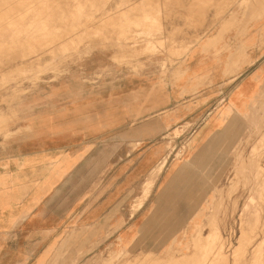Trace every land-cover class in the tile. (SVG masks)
<instances>
[{
	"label": "rangeland",
	"instance_id": "rangeland-1",
	"mask_svg": "<svg viewBox=\"0 0 264 264\" xmlns=\"http://www.w3.org/2000/svg\"><path fill=\"white\" fill-rule=\"evenodd\" d=\"M244 1L0 0L1 143L28 130L39 109L62 101L49 97L62 91L77 94L81 84L90 89L121 76L151 75L175 86L182 79L172 83L171 70L195 45L217 33L218 45L226 41L232 49L242 28L257 23L258 18H250L261 17L264 5ZM228 63L234 72L237 60ZM197 79L180 93L174 109L146 119L132 116L122 135L134 140L122 143L114 135L111 143L102 139L91 146V163L73 168L88 172L91 166V188L97 193L91 195V241L82 228L69 229L62 244L63 264H104L110 254L120 264L127 259L131 264H168L165 252L172 242L176 255L192 254V236L201 227L204 234L215 226L221 238L209 246V253L219 251L227 264H264V99L252 104L247 118L231 101L223 102L221 94L211 112L198 120L193 107L179 112L183 101L201 99L204 92L195 88L205 84L202 77ZM139 134L151 139L141 140ZM231 146L232 152L239 147L238 152H228ZM166 155L153 191L137 211L134 199L142 181ZM181 177H186L182 186L177 185ZM249 195L254 204L248 202ZM72 243L79 247V258H67Z\"/></svg>",
	"mask_w": 264,
	"mask_h": 264
},
{
	"label": "crops",
	"instance_id": "crops-1",
	"mask_svg": "<svg viewBox=\"0 0 264 264\" xmlns=\"http://www.w3.org/2000/svg\"><path fill=\"white\" fill-rule=\"evenodd\" d=\"M255 1L264 5V0ZM254 22L242 28L245 35L234 43L235 48H228L226 41L195 45L185 58L188 79L175 86L161 84L151 75L121 76L90 89L81 84L77 94L62 91L49 97L62 101L39 109L21 135L0 141V264H63L62 244L71 228H82L91 241V195L97 193L91 188V166L88 172L73 168L83 161L90 164L91 146L102 139L111 143L114 135V141L134 140L122 135L132 116L146 119L174 109L181 90L197 84L198 77L205 84L195 88L204 92L201 99L179 104L181 114L186 105L193 107L200 114L198 120L211 112L221 94L223 102L231 101L240 112L264 99V12ZM230 59L237 60L234 72L235 66L226 64ZM139 136L151 139V135ZM53 164L57 165L53 168ZM115 175L123 177L122 172ZM183 178L177 185L182 186ZM74 247L68 249L67 258H79V247Z\"/></svg>",
	"mask_w": 264,
	"mask_h": 264
},
{
	"label": "bare ground",
	"instance_id": "bare-ground-1",
	"mask_svg": "<svg viewBox=\"0 0 264 264\" xmlns=\"http://www.w3.org/2000/svg\"><path fill=\"white\" fill-rule=\"evenodd\" d=\"M7 1V0H6ZM10 1V0H9ZM17 1V0H16ZM23 1V0H22ZM27 1V0H26ZM53 1V0H52ZM19 2V1H18ZM61 2V1H60ZM81 2V1H80ZM234 2V1H233ZM6 3V2H5ZM8 3V2H7ZM72 3H74V2H72ZM239 3V2H238ZM243 3H245V4H250V0H245L244 2H242V4ZM2 4H4V3H2ZM22 4H23V2H22ZM33 4H34V2H33ZM248 4V5H249ZM1 5V4H0ZM8 5V4H7ZM10 5V4H9ZM18 5V4H17ZM77 5H78V3H77ZM80 5V4H79ZM231 5V4H230ZM249 6H251V5H249ZM9 7V6H8ZM12 7V6H11ZM17 7V6H16ZM28 7V6H27ZM65 7V6H64ZM76 7V6H75ZM222 7V6H221ZM3 8V7H2ZM7 8V7H6ZM50 8V7H49ZM229 8V7H228ZM250 8V7H249ZM253 8V7H252ZM4 9V8H3ZM53 9V8H52ZM66 9V8H65ZM13 10V9H12ZM34 10V9H33ZM4 11V10H3ZM70 11V10H69ZM75 11V10H74ZM15 13H16V11H14ZM46 12V11H45ZM68 12V11H67ZM9 13V12H8ZM32 13V12H31ZM3 14V13H2ZM68 14V13H67ZM67 14H66V16H67ZM70 14H71V12H70ZM13 15V14H12ZM55 15H57V14H55ZM260 15H262V14H260ZM14 16V15H13ZM15 17V16H14ZM13 18V17H12ZM17 18H19V17H17ZM254 18H260V16H255V17H251L250 19H254ZM3 19V18H2ZM10 20V19H9ZM12 20V19H11ZM18 21V20H17ZM16 21V22H17ZM12 22V21H11ZM14 22V21H13ZM193 22V21H192ZM243 22V21H242ZM241 22V23H242ZM19 23V22H18ZM227 24H228V22H226ZM246 23V22H245ZM16 25H17V23H16ZM194 25V24H193ZM225 25V24H224ZM2 26V25H1ZM8 26H10V25H8ZM18 26V25H17ZM239 26H240V24H239ZM242 26H243V23H242ZM15 27V26H14ZM155 27V26H154ZM241 28V27H240ZM239 28V30H241ZM148 29V28H147ZM147 29H145L144 30V32H146V30ZM142 31V30H141ZM148 31V30H147ZM150 32V31H149ZM242 32H244V31H242ZM259 32V31H258ZM257 32V33H258ZM148 33V32H147ZM245 33V32H244ZM243 33V34H244ZM143 34H146V33H143ZM150 34V33H149ZM148 34V35H149ZM240 34V33H239ZM242 35V34H241ZM240 35V36H241ZM245 35V34H244ZM251 35V34H250ZM151 36V35H150ZM159 36V35H158ZM239 36V37H240ZM219 37H220V35L218 34H216V35H212V36H209V37H207V39L205 40V42H206V44H207V46H211V45H215L216 44V42L219 40ZM238 37V36H237ZM197 38V37H196ZM259 40H260V38H259ZM255 41V40H254ZM51 42V41H50ZM247 42V41H246ZM151 44L152 43H148V47L149 46H151ZM240 44V43H239ZM248 44V43H247ZM256 44V43H255ZM146 46V47H147ZM242 47H243V49L245 48L243 45H242ZM235 48V47H234ZM249 48V47H248ZM242 49V50H243ZM146 50H148V49H146ZM236 50V49H235ZM241 50V49H240ZM239 50V51H240ZM239 51H236V52H238L239 53ZM241 52V51H240ZM231 54V53H230ZM229 54V55H230ZM241 54V53H240ZM233 55V54H232ZM132 58V57H131ZM201 58V57H200ZM181 61V60H180ZM228 62H229V60H228ZM180 63V62H179ZM185 61L184 60H182L181 61V63L180 64H178L179 66H177V67H175L173 70H171V74H172V77H171V81H172V83H175V81L177 80L176 79V77H179V78H181V79H183V78H185L186 76H187V66L185 65ZM227 65H229V63H226ZM225 64V65H226ZM224 65V64H223ZM174 67V66H173ZM224 67V66H223ZM162 68H165V66L162 64ZM189 70V69H188ZM237 73V72H236ZM57 74H60V73H57ZM57 74H55V75H57ZM164 75V74H163ZM163 75H161V76H163ZM169 75V74H168ZM160 77V76H159ZM187 78V77H186ZM160 79V78H159ZM162 79V78H161ZM188 79V78H187ZM166 80V79H165ZM168 82V81H167ZM173 85V84H172ZM186 90H190V89H182L181 90V93H183V92H186ZM188 92V91H187ZM176 93V92H175ZM178 93V92H177ZM183 95V94H182ZM230 108V107H229ZM249 112L247 113V112H244V114H247V118H249V115H250V112L252 113V104L249 106ZM241 110V109H240ZM225 111V110H224ZM237 113H239V114H241L242 112H239V111H237ZM222 114V113H221ZM225 114V113H224ZM2 116V115H1ZM0 116V117H1ZM224 122V121H223ZM17 132V131H16ZM196 133H198V132H196ZM6 134H9V133H6ZM195 141V139L193 140V142ZM235 142H236V140H235ZM235 142H233V144L235 143ZM233 148V146H231L230 147V149L228 150V148H227V150H228V152L230 151L231 153H237L238 152V150H239V147H238V150H237V147L235 148V150L232 152L231 151V149ZM191 151H192V148H191ZM225 151H226V149H225ZM190 156V155H189ZM138 158V157H137ZM166 161H167V155L166 156H163L162 157V159L160 160V162L159 163H157V165L149 172V174H148V176L146 177V179H144L143 181H142V189H141V193H140V197H137V198H135L134 199V202H135V207L136 208H139L140 206H142V204L146 201V199L149 197V195H150V193H151V191H152V189L154 188L153 186H154V184H155V182L157 181V179H158V177H159V175H160V173L162 172V170H163V168H164V166H165V163H166ZM167 165V164H166ZM244 165H246V164H244ZM246 168V167H245ZM244 168V169H245ZM249 168V167H248ZM243 169V170H244ZM251 169V168H250ZM247 170V168L245 169V171ZM250 171V170H249ZM252 171V170H251ZM250 171V172H251ZM247 172V171H246ZM248 174H249V172H247ZM238 174V173H237ZM251 174V173H250ZM251 176V175H250ZM254 176V175H253ZM249 177V176H248ZM255 177V176H254ZM251 178V177H250ZM250 178H248V179H250ZM239 179H241V178H239ZM243 179V178H242ZM241 179V180H242ZM253 179V178H252ZM251 180V179H250ZM244 181V180H243ZM249 181V180H248ZM254 181V180H253ZM239 184V183H238ZM248 184V183H247ZM212 186V188H215L216 189V187L212 184L211 185ZM246 186V185H245ZM248 202H250V203H252V204H254L255 203V201H254V199H253V197L251 196L250 197V195L248 196ZM134 209V208H133ZM141 228V227H140ZM140 231V230H139ZM202 231H203V227H201V228H199L198 230H197V233L194 235V236H192V246H193V250H194V252L192 253V254H186V255H182V256H178V255H176L175 253H174V242H172L171 244H170V246H169V248H168V250L165 252V254H166V256H168L167 257V263L168 264H178L181 260H187V261H192V263H194V262H196L197 261V259H199V258H201V257H203V261L200 263V264H227V261H225V257H222L221 256V254H220V256L218 255V252L216 251V250H214V251H212V252H208L207 251V249L209 248V246L212 244V243H214L215 241H218L219 240V238H221V234H219V229L215 226V227H213V229H211L209 232H207V233H202ZM139 234V233H138ZM120 240H121V242L124 244V245H127L126 244V241H125V239H124V236L123 235H120L119 237H118ZM132 238V237H131ZM131 242V241H130ZM129 246V245H128ZM121 248V247H120ZM117 251V250H116ZM127 251H129V247L127 248ZM215 252V253H214ZM147 253L149 254V255H151V256H153V257H155L156 259H159L160 258V256H159V254L156 252V251H154V250H150V249H148L147 250ZM216 254V255H215ZM161 258H163V257H161ZM104 264H120L119 262H117V258H115V256H113V254H110L107 258H105L104 259ZM126 264H131V262L129 261V259H127V263Z\"/></svg>",
	"mask_w": 264,
	"mask_h": 264
}]
</instances>
